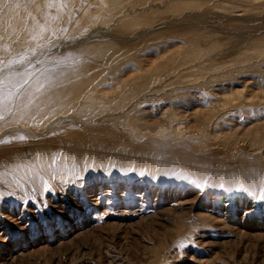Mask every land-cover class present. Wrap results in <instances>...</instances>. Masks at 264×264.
Returning <instances> with one entry per match:
<instances>
[{"label": "rangeland", "instance_id": "1", "mask_svg": "<svg viewBox=\"0 0 264 264\" xmlns=\"http://www.w3.org/2000/svg\"><path fill=\"white\" fill-rule=\"evenodd\" d=\"M89 2L0 52V264H264V0Z\"/></svg>", "mask_w": 264, "mask_h": 264}, {"label": "bare ground", "instance_id": "2", "mask_svg": "<svg viewBox=\"0 0 264 264\" xmlns=\"http://www.w3.org/2000/svg\"><path fill=\"white\" fill-rule=\"evenodd\" d=\"M73 1L74 0H69V4H71V2H73ZM129 1L130 0H91V2H89L88 5L84 6L81 9V15L77 19L73 20V22H79L78 27L79 26H84V27L86 26L87 27V26L94 24L96 22V20L98 19L99 15L101 13V10H105V13L102 15V16H105L104 18H109L110 16L115 15L117 13V15L119 17V21L123 19L122 20V24H123L125 22V20L130 18L129 13H126L125 11H123L124 7H126V5ZM96 2L98 3V5L100 7L99 10H93V6L95 5ZM46 5H47V0H25V5L23 7H17L13 4L7 5V4L3 3V1H0V52H1L3 57L5 55H7V53L10 52L12 48H16V46H18V44H21V42H24L27 40L32 41V40H35L36 38H38L37 34H39V32L42 30L41 26H42L43 22L47 21L48 14L47 15L45 14L46 13L45 12ZM54 9H56V8H54ZM120 10L123 11V14L118 13ZM47 11H48V9H47ZM57 11H59V10H57ZM54 13H55V11H54ZM11 15H16L15 22L13 23V27L16 29V31L11 36H2L1 30L8 26V22H9ZM54 18L55 17H53V16H50V17L48 16V20L50 21V23L47 22V25L45 27V32H49L52 35L56 32L58 33L57 27H58L59 21L57 19H54ZM48 24H50V25H48ZM44 26H45V24H43V27ZM84 27H82L81 29L83 30ZM16 36L17 37L21 36L19 39L16 38L18 41L15 39ZM13 39H15V42L13 41ZM25 43H27V42H25ZM26 45H28V44H26ZM20 49H22V48H20ZM203 49H205V48H203ZM124 93H126V92L120 91V92L115 93L114 95L119 97L120 95H122ZM198 93H201V92L198 91ZM187 98H189V97H187ZM74 99H76V95H74ZM237 99H238L239 104L241 105V103H243L242 101L246 100L247 97H245V95L240 94V95H238ZM70 100L72 101V98H70ZM259 102H262V100ZM250 103L253 104L252 102H250ZM180 114H181L180 111H175L171 107H167L163 112L164 119H169V122H167V123H169V125H174V124L180 123V116H181ZM206 124L207 123H205V122L203 123V125H206ZM181 128H182V126H181V124H179L176 127L177 131L172 132V134H178L179 132H181ZM163 130H164V128H163ZM261 134H264V133H261ZM252 140L254 143L264 142V135H261V136L253 135ZM98 201H99V199H98Z\"/></svg>", "mask_w": 264, "mask_h": 264}, {"label": "snow or ice", "instance_id": "3", "mask_svg": "<svg viewBox=\"0 0 264 264\" xmlns=\"http://www.w3.org/2000/svg\"><path fill=\"white\" fill-rule=\"evenodd\" d=\"M4 117L0 115V119H3ZM20 139H24L25 137H19Z\"/></svg>", "mask_w": 264, "mask_h": 264}]
</instances>
